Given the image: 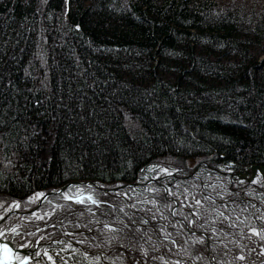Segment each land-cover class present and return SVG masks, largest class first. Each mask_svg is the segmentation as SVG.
Segmentation results:
<instances>
[{"label": "trees", "instance_id": "1", "mask_svg": "<svg viewBox=\"0 0 264 264\" xmlns=\"http://www.w3.org/2000/svg\"><path fill=\"white\" fill-rule=\"evenodd\" d=\"M18 1L0 0L2 37L18 26L28 28L32 10L22 5L25 0L15 8ZM84 1L89 2L69 0L66 34L52 36L48 48L39 45L43 53L37 55L49 79L42 87L30 74V65H38L37 55L35 61L31 58L35 44L28 49L33 36L26 31L21 52L10 40L0 46V139L25 145L23 151H8L2 144L5 152L27 155L24 149L31 150L32 142L21 133L33 120L40 124L48 119L56 135L54 145L32 150L37 158L49 155L47 169L35 166L34 177L14 166L22 189L6 180L0 186L15 194L49 189L46 183L80 174L86 165V172L96 173L92 178L100 182L135 180L148 156L153 160L174 152L178 160L191 161H184L183 168H191L201 164L203 147L219 150L211 166L231 161L224 166L237 170L264 163V64L256 66L246 47L251 36L256 43L262 40L257 46L264 43V0H231L238 2L227 10L210 0H90L83 7ZM171 89L174 96L164 97ZM234 103L239 114L228 115ZM26 111L27 119L20 121ZM175 111L178 115L172 117ZM123 112L133 119L124 120ZM180 121L190 126V135L174 133ZM48 126L37 136L44 137L41 142L52 134ZM6 173L1 169L0 177Z\"/></svg>", "mask_w": 264, "mask_h": 264}, {"label": "rangeland", "instance_id": "2", "mask_svg": "<svg viewBox=\"0 0 264 264\" xmlns=\"http://www.w3.org/2000/svg\"><path fill=\"white\" fill-rule=\"evenodd\" d=\"M210 1L216 7L217 5L223 7V10L235 6L238 2ZM20 2L22 3L21 0L16 2L15 8L21 5ZM23 4H28V9L32 10L31 14L29 13L28 28L22 30L18 26L16 31L8 32L3 37L1 35L0 46H4L3 43L9 45L10 40L16 50L21 52L27 46L28 34L37 37L38 43H35L32 37L28 45L29 49L32 43L35 44L36 48H32L31 52V58L35 61V55L43 53L40 51V44L48 48V44L53 43L52 36L62 34L63 31L66 34L70 4L69 0H25ZM60 5L63 7L61 11L58 8ZM90 5L89 0V2L84 1L82 6ZM59 19H62L61 22H57ZM261 42L262 40L256 43L251 36L250 44L248 46L245 44L248 51L257 59L258 67L264 64V43L257 46ZM60 47L62 45L59 43L57 48ZM211 51L218 54L221 53V48H214ZM235 52L234 50L231 56ZM226 56L230 57L228 54ZM36 59L38 65H30L33 68L30 74L34 76L33 83L42 85L45 80H49L46 79L48 70L43 64V59L38 55ZM173 92L174 89L166 91L164 97L174 96ZM47 104L45 106H50ZM238 111L240 108H237V104H231L228 115H233L235 112L239 114ZM27 115L28 111L21 114L20 121L27 119ZM122 115L125 117L124 120L133 119L129 112H123ZM177 115L176 111L171 113L172 117ZM190 118L185 117L186 120ZM48 122V119L43 118L40 124L37 120H33L34 125L27 124L23 127L21 134L27 135L33 148L39 144H43L45 148L47 145H54L56 135L53 128L48 126ZM135 125L138 126L137 123ZM47 126L52 128V134L45 136L47 143L45 140L41 142L44 137L38 139L37 136L41 137ZM179 127L182 130L174 127V133L190 135L188 131L190 126H183L180 121ZM174 133H170L172 139ZM2 144L8 151L12 147L16 151L17 148L23 151V146L25 147L18 143L14 146V143L12 145L0 139V170L8 171L6 176L1 174V183L6 180L10 186L19 185L17 188L22 189L23 183L20 179H16L18 177L16 174L13 175L12 170L22 169L26 175L33 172L31 176L36 177L35 166L42 164V168L47 169L46 160L50 159L48 154L44 153L39 158L34 157L33 148L29 150L30 148L26 146L28 148L24 151L27 155L14 156L12 153H6ZM217 151H219L217 148H201L199 150L201 156H199L202 159L199 161L207 165L195 163L191 168H183L184 161L187 163L191 161L187 160L188 158L183 161L178 160L175 156L179 155L174 152L161 154L153 160L148 156V161L141 163L145 167L135 180L121 179L117 180L119 182H114L107 179L100 182L98 178H92L96 173L86 172L88 171L86 165L80 168L82 170L80 174L71 176L65 174L57 182L44 183L51 185L49 189L34 188L15 194L2 185L0 212H3V216H0V231L4 232L1 236L3 243L9 244L10 247L15 246L18 249L16 251L18 256H29L30 260L26 264H69L73 259L81 264L83 262L165 264V261L167 264H177L178 261L182 264H264V252L260 251L261 246H264V239L248 231L250 227L264 230V173L252 169L253 165L264 166V163L245 164L237 170H232L224 166L225 164L231 166V161H228L224 165L212 164V168L209 163L216 156ZM229 159L232 158L227 160ZM162 169H168V172ZM129 173L127 171V174ZM78 188L80 191L92 192L99 203L93 204L87 199L81 203L63 198V191L77 194ZM60 189L63 191H55ZM38 192L44 195L35 197ZM28 197L33 199L29 200ZM13 200L18 201L20 206L9 207ZM196 200H200L201 203L196 205ZM33 212L36 213L35 216ZM189 219L193 223H187ZM13 225L16 226L15 232L4 231L5 226L11 228ZM106 225L112 227L108 228ZM165 236L169 238L165 239ZM201 236L205 238L203 241L199 239ZM172 241H175V244ZM68 244L71 247H65ZM20 249L26 250L25 253L33 250L36 254L35 259H31V253L23 254ZM44 250L52 256V260L44 255ZM84 253H87V256ZM238 253L243 254V260L238 258ZM197 256L200 258L197 259Z\"/></svg>", "mask_w": 264, "mask_h": 264}, {"label": "snow or ice", "instance_id": "3", "mask_svg": "<svg viewBox=\"0 0 264 264\" xmlns=\"http://www.w3.org/2000/svg\"><path fill=\"white\" fill-rule=\"evenodd\" d=\"M162 171L164 172H168V169H162ZM69 188H71V186H69ZM57 192H62L63 190L60 189V190H55ZM44 194L43 193H36L35 194V197H41L43 196ZM125 195H127V193H125ZM63 198L65 200H75V201H78V202H83L85 199H87L88 201H90L91 203L95 204V203H99V201H97L92 192L90 191H80L79 188H78V191H77V194H70V191H63ZM29 200H32L33 197H28ZM153 203H155V201H153ZM201 203L200 200H196L195 201V204L196 205H199ZM12 206H15V207H19L20 204L18 201H15L13 200L11 202V204L9 205V207H12ZM57 207H59V205H57ZM7 209H5L6 211ZM195 211V209H193ZM49 215H51V213H48ZM33 215L35 216L36 213L33 212ZM0 216H3V212H0ZM153 219H155V217H153ZM146 222V221H145ZM187 223H193L192 220H187ZM106 227L108 228H111L112 225H106ZM4 231H10V232H15L16 231V226L13 225L11 228H7L6 226L4 227ZM213 231H215V229H213ZM249 232L251 233H254L258 236L261 237V239H264V230H261V229H257L255 227H250L248 229ZM4 234L3 231H0V236H2ZM169 237L168 236H165V239H168ZM199 239L201 241H203L205 238L203 236L199 237ZM83 241H81L82 243ZM173 244H175V241H172ZM222 243V242H221ZM21 247H23V245H21ZM65 247H71L70 244L68 245H65ZM75 251V249H73ZM143 251V249H142ZM260 251L261 252H264V246H261L260 248ZM147 253H145L146 255ZM37 255H39V253H37ZM44 255L48 257L49 260H52V256L48 254L47 250H44ZM85 256H87V253H84ZM200 257L197 256V259H199ZM238 258L243 260V254L242 253H238ZM214 259V258H213ZM30 260V257L29 256H18L16 252L13 251V249L9 246V244L7 243H0V264H17V261H18V264H26L27 261ZM165 264H167V261H165ZM177 264H182V262H177Z\"/></svg>", "mask_w": 264, "mask_h": 264}, {"label": "bare ground", "instance_id": "4", "mask_svg": "<svg viewBox=\"0 0 264 264\" xmlns=\"http://www.w3.org/2000/svg\"><path fill=\"white\" fill-rule=\"evenodd\" d=\"M91 180H94V179H91ZM3 241H4L3 238L0 236V243H3ZM9 243H10V242H9ZM19 245H20V244H19ZM19 245H18V246H19ZM11 247H12V246H11ZM12 248H13V251H14V252L18 251V249H16L15 246H13ZM20 250H21V251H20ZM20 250H19V251H20L21 253H23V254H30V253H31V254H30L31 259H35V257H36L35 255H36V254L34 253L33 250L30 251V252H27V253H25L26 250H23V249H20ZM33 255H34V257H33ZM71 262L81 264L79 261L77 262V261L74 260V259H73ZM71 262H70L69 264H72ZM17 264H18V261H17ZM34 264H35V263H34ZM45 264H47V263H45ZM83 264H87V263H86V262H83Z\"/></svg>", "mask_w": 264, "mask_h": 264}, {"label": "water", "instance_id": "5", "mask_svg": "<svg viewBox=\"0 0 264 264\" xmlns=\"http://www.w3.org/2000/svg\"><path fill=\"white\" fill-rule=\"evenodd\" d=\"M252 169L253 170H259V171H261V173H264V166H256V165H253L252 166Z\"/></svg>", "mask_w": 264, "mask_h": 264}]
</instances>
